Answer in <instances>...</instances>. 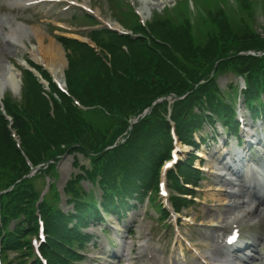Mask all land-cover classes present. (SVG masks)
I'll use <instances>...</instances> for the list:
<instances>
[{"label": "trees", "instance_id": "obj_1", "mask_svg": "<svg viewBox=\"0 0 264 264\" xmlns=\"http://www.w3.org/2000/svg\"><path fill=\"white\" fill-rule=\"evenodd\" d=\"M238 1L250 10L247 0ZM201 3H212L216 10L209 11L208 23L201 18L200 28L203 24L207 28L205 41L194 35L187 17V0L178 7V16L172 12L157 15L148 29L136 22L133 14L127 16L132 19L130 29L135 37L109 30L94 31L92 41L102 55L110 56V67L89 45L59 38L69 51L65 73L68 92L89 110L77 107L37 66L52 91L59 95L55 99L50 94L53 116L42 85L30 72L23 73L21 99L5 96L3 104L12 125L9 128V121L0 113V244L3 251L21 253L18 264L31 259V264H40L29 240L38 233L40 218L46 235L43 255L49 264H69L78 259L76 248H84L92 238L81 228L90 221H103L99 205L107 214L116 213L120 203L128 206L124 202L127 197L142 201L149 190H157L159 170L170 155L172 138L166 117L167 101L153 106L150 114L141 117L156 100L172 94L177 97L170 118L178 138L195 148L198 144L194 133L202 129L204 122L210 123L206 109L234 127L233 102H224L218 94L215 80L219 71L229 70L243 77L247 84L242 92L246 105L253 113L259 109L264 112L260 102L264 94V55H241L248 51L264 52V37L249 29L245 20L239 22L242 27L232 25L218 8L217 0ZM132 118L139 122L130 131ZM12 131L20 140V149ZM120 138L125 142L121 144ZM114 144L116 148L105 151ZM66 152L82 154L91 161V169L83 168L84 176H76L65 188L66 203L73 206L68 211L57 207L59 196L54 183L41 201L45 182L43 188H36L39 177H55L56 165ZM26 158L34 167L44 165L31 178H24L31 171ZM194 159L191 154L170 173L179 195L194 194L184 187L196 185L201 174L192 167ZM49 161L53 162L48 165ZM83 179L99 185L100 200L75 185ZM179 195L173 197L177 209L186 201ZM74 242L80 246L75 247Z\"/></svg>", "mask_w": 264, "mask_h": 264}, {"label": "rangeland", "instance_id": "obj_2", "mask_svg": "<svg viewBox=\"0 0 264 264\" xmlns=\"http://www.w3.org/2000/svg\"><path fill=\"white\" fill-rule=\"evenodd\" d=\"M61 1L65 3L63 6H74L69 0ZM118 1L121 2V0ZM124 1L126 5L134 6V10L137 12L145 13L142 18L148 22L152 19L153 13L166 15V11L172 10L176 3V0H161L154 1L148 5L144 0ZM202 1L190 0L188 2L191 12L187 13V17L190 16L192 18V23L194 24L193 30L196 35L202 41H205L204 34L207 28L204 29V24L200 28L201 20L196 3L198 2L207 10H210L211 6L209 4H202ZM73 2L90 5L93 12L101 14V17L106 21V25L117 24L115 15L121 4H114L113 0H73ZM30 3V1L22 4L18 0H0V70L3 68V65L12 66L14 68L13 73L20 74L19 71L15 70V66H19L17 61L25 58L30 59L32 56H35V53L37 58L48 62L45 50L50 44L49 42L51 39H56L54 35L66 34L56 30L53 28L54 26H63L64 29L73 32L69 34L70 36L78 39L83 38L79 34L84 33V31L86 32V30L77 27L86 23L80 17H73L74 10L62 13V10H59L62 6L50 10L52 8L51 5H27ZM246 3L250 5V10L241 7L240 1L228 0L226 2V6L230 4V8L227 10L228 13L230 12L228 20L232 25L238 27H242L243 24L239 22L245 20L249 29L262 36L264 34V0H247ZM181 6L182 3H180ZM172 15L178 16L177 11L175 10L174 13L172 11ZM117 17L122 20L119 15ZM17 24L29 27L30 31L27 35L18 37V40L9 41L6 34L11 28L16 27ZM42 40H44V43H42ZM20 43H24V47ZM56 44L61 46L59 42ZM62 51V61L57 62L62 68L61 78L64 77L65 70L68 68L67 59L69 57V52H66L64 49ZM215 81L220 89L218 94L223 96V101L225 102L226 98L230 99L236 103L237 109H240L241 113H245L243 100L236 93L241 85V78L235 76L233 72L226 70L219 71ZM21 83L20 74L18 88L13 90L8 87L5 89L4 94L11 95L16 100L21 99ZM205 112L209 114L208 110ZM216 117L217 115L214 113L210 121L212 123L218 122L216 125L221 132V134L217 133L216 137H218V140L212 141L211 127L206 124H203L202 129L193 135L198 143H205L197 151L199 154H196L203 160L201 167L203 179L199 181V188H197L194 202L183 208L181 214L178 217L176 216V220L170 217L168 220L161 222L159 220L161 212L157 206L150 205L149 208L145 204L143 206L137 205L128 210L127 217L119 221V224L115 216L107 217L108 222L102 227H110L112 230L107 235L102 234V230L97 225L84 228V231L98 235V244L96 247L89 245L84 254L85 260L79 263L75 262L74 264H200L195 257L198 254L202 255L206 253L210 249L212 250L213 247L212 235L214 233L211 230L212 223H215L219 227V222L223 218L233 217L234 212L236 214L242 212L245 206L241 204L236 205V203L241 200V197L246 201H251L248 195L253 191V189L249 188V192L246 189V197L241 195L239 191L244 182L242 179H239L238 185L236 177H232L224 169L225 163L224 161H220V158L225 153L231 152L236 154V140L231 135L227 141L230 133L224 132L221 129L220 124L223 121H217ZM256 123V127L248 126L247 128H250L251 131L257 134L259 132L257 125L261 129H264V121ZM260 137H263V134H260ZM251 138L256 139L254 136ZM177 146L180 149L177 153L178 159L184 161L193 153L190 147L180 144H177ZM256 147L260 148L258 145ZM251 150L255 154L254 149ZM262 154L264 155V151H262ZM227 156L231 158V155ZM75 163H77V166H75ZM200 164V160L194 161V167L199 168ZM82 168H90V160L80 154H68L58 163L54 177V188L59 196L57 207L64 210L71 208L65 203L63 189L71 178L74 179L75 176L81 175ZM217 174L232 179L236 185L224 184L223 181L218 179ZM247 175L248 172L246 171ZM45 178V176L39 177V180L36 181V188H43ZM245 179L247 181L250 180L248 177ZM247 183L253 185L251 181ZM256 184L264 192V176H260ZM75 185L82 187L85 192L92 189V185L87 181H82ZM169 192L172 193L173 191ZM91 193H98V191L92 190ZM234 193L237 194L235 195ZM165 201V198L159 197L155 204L165 203ZM131 204L136 205V201H132ZM255 204L257 205V203ZM121 210L124 211L122 208ZM252 210H254V207ZM183 216H187L188 219H182V221L181 218ZM178 220L181 221L178 223L179 227H177ZM241 226L244 236L256 235L255 238L258 243L254 247H247L242 252H238L237 255L240 256L234 260L235 264H264V260L257 261L262 254L264 255V205L259 204L258 209L253 213L251 212V216L245 218ZM215 234L221 235L225 241L229 230L225 232L220 230ZM240 240L241 242L244 241L243 236H240ZM196 247L202 250V254ZM247 258L253 259L248 263L245 261ZM16 260L17 254L12 252L2 259V264H15Z\"/></svg>", "mask_w": 264, "mask_h": 264}, {"label": "bare ground", "instance_id": "obj_3", "mask_svg": "<svg viewBox=\"0 0 264 264\" xmlns=\"http://www.w3.org/2000/svg\"><path fill=\"white\" fill-rule=\"evenodd\" d=\"M22 2H24L25 0H21ZM154 1H161V0H144V2L146 4H152ZM141 14H145L143 12H141ZM115 28H118L120 30H122V28L120 26L115 25ZM28 31L26 27H23L21 25H16V27L12 28L11 30H9L8 32V38L9 39H15L18 37H23L25 35H27ZM42 43H44V40H42ZM50 44L48 45L47 49L45 50V54L48 57V62H45L43 59L41 58H37V55L35 54L34 57H32V59L37 62V63H41L43 64L51 73L52 75L55 76V78L60 81L61 83L62 78L60 77L61 73H62V68L60 67V65L57 62H61L62 61V48L60 46H58L57 41L54 39H51V41L49 42ZM54 43V44H53ZM26 66H28L26 64ZM2 70V71H1ZM0 70V98L1 96L4 94V91L6 88H11V89H17L19 86V73H13V67H8L3 65V68ZM262 142H264V137L262 139ZM264 146V143H263ZM230 168V167H229ZM231 169H233L231 167ZM219 180L223 181L224 184H229V185H233L234 182L228 181V180H224L218 177ZM240 191L241 195H243L244 197L247 196V191L246 189H249L250 186L248 185V183H244L243 185H241L240 187ZM251 194H249L248 196L250 197L251 201H246L243 197H241V202L236 203V205H244L246 207V209L248 210L246 213V216L248 215V217L251 216V212H254L255 210L258 209L259 204L260 205H264V192L261 191L260 189H256L253 190L252 192H250ZM235 195L237 193H234ZM263 199V200H262ZM253 201H255L257 203L254 211H252V203ZM240 215H243L242 213L240 214H236L234 212L233 217H225L223 218L219 223L220 226L216 227L215 223H212L213 225H215V227H212V231H213V235H212V242H213V247L212 250L210 249L209 251H207L204 255V259L207 261L208 264H213L216 260L221 259L224 257L225 252L221 249L224 247V244L222 242V238L220 235L215 234L217 231L220 230H232L234 232H238L239 230H242V223L244 221V218ZM232 233V232H231ZM245 240L247 241V246L248 248L250 247H254L257 245L258 241L255 238L256 235L252 236H244ZM218 254V255H216ZM264 255L262 254L261 257H259L257 259V261H262L264 260ZM253 258H247L245 261L250 263V260Z\"/></svg>", "mask_w": 264, "mask_h": 264}]
</instances>
